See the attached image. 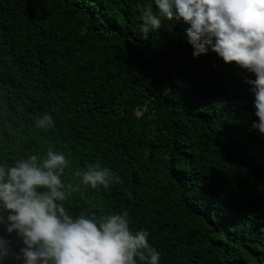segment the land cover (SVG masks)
<instances>
[{
	"label": "trees",
	"instance_id": "16d2710c",
	"mask_svg": "<svg viewBox=\"0 0 264 264\" xmlns=\"http://www.w3.org/2000/svg\"><path fill=\"white\" fill-rule=\"evenodd\" d=\"M149 6L0 0V165L42 163L51 148L74 187L89 164L111 170L121 183H80L63 203L74 218L127 211L159 264H264V135L246 83L255 76L210 48L193 58L183 23L165 20L144 40ZM44 115L55 123L41 129ZM0 236L23 247L3 226Z\"/></svg>",
	"mask_w": 264,
	"mask_h": 264
},
{
	"label": "clouds",
	"instance_id": "9594fccd",
	"mask_svg": "<svg viewBox=\"0 0 264 264\" xmlns=\"http://www.w3.org/2000/svg\"><path fill=\"white\" fill-rule=\"evenodd\" d=\"M142 8L140 31L147 40L163 22L188 25L187 43L193 58L209 48L227 64L254 74L248 80L254 94L257 122L252 127L264 135V0H154ZM140 7V5H138ZM44 115L38 128L53 126ZM68 162L51 148L43 162L36 155L19 160L15 166L0 165V226L22 241L14 252L11 241L0 236V262L9 258L23 264H159L160 254L144 230L133 233L128 212L96 218L82 210L75 218L64 201L80 183L107 190L120 177L99 163L76 171L79 183H65L61 177ZM131 198V193H129ZM6 214V215H5Z\"/></svg>",
	"mask_w": 264,
	"mask_h": 264
}]
</instances>
